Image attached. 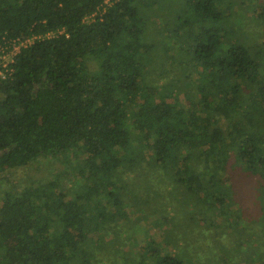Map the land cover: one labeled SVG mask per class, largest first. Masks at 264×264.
Returning <instances> with one entry per match:
<instances>
[{
  "label": "trees",
  "instance_id": "1",
  "mask_svg": "<svg viewBox=\"0 0 264 264\" xmlns=\"http://www.w3.org/2000/svg\"><path fill=\"white\" fill-rule=\"evenodd\" d=\"M184 1L193 16L169 37L186 43L191 78L205 77L187 104L145 76L147 53L154 69L162 62L143 40L150 19L142 0H0V46L33 39L0 76V175L82 153L72 171L85 186L66 198L58 174L19 195L6 191L0 264H104L97 245L121 228L116 221L126 223L113 191L144 154L190 192L192 209L215 199L211 188L231 180L221 177L230 169L264 177V139L256 132L258 124L264 129V64L257 61L264 38L256 28L250 47L239 41L236 30L250 35L238 17L249 9L239 0ZM258 187L264 193V180ZM168 241L159 264H192L169 254ZM157 243L148 245L149 258Z\"/></svg>",
  "mask_w": 264,
  "mask_h": 264
},
{
  "label": "rangeland",
  "instance_id": "2",
  "mask_svg": "<svg viewBox=\"0 0 264 264\" xmlns=\"http://www.w3.org/2000/svg\"><path fill=\"white\" fill-rule=\"evenodd\" d=\"M149 1L142 0V13L150 19L143 40L155 44V61L162 63L154 69L156 62H151L152 55L150 53L149 57L147 53L144 60L150 70L145 76L155 84H167L166 90L176 91L180 95L185 92V97H182L184 101L180 95L178 97L187 104L192 100L189 91L193 92V99H197L196 91L203 86L205 77L198 69L202 77L194 75L196 80L191 78L195 72L191 73L193 69L188 66L184 68L183 64L191 58L184 53L186 43L178 44L179 39L170 38L169 35L177 34V23L190 19L193 11L184 0ZM239 1L249 9L248 15L238 11V17L244 21L243 26L250 35L244 34L243 30H236L235 34L240 42L250 47L249 42L255 37L256 28L264 38V0ZM244 14L247 15L245 19ZM179 36L183 39L184 35L181 33L177 38ZM258 55L257 61L263 65L264 50ZM171 79H178L177 83H172ZM185 81L190 82L188 87L184 85ZM254 122L263 124L257 116ZM258 126L256 132L264 139V129ZM79 157L76 160L74 154H70L62 160L39 158L30 166L3 172L0 175V198L6 191L22 194L26 187L53 180L58 174L61 175L59 183L67 193L66 198L74 196L75 192L85 187L76 174L77 168L72 171L73 164L84 156L79 153ZM150 163L153 162L147 154L141 155L134 171L125 169L119 176L118 187L113 192L122 199L125 211L123 208L121 211L126 223L123 217L116 221L121 226L118 231L123 232L120 239L116 238L118 231L111 232L102 240V245H97L96 248L100 249L98 257L101 254L104 264H142L143 261L159 264L164 255L163 242L167 239L165 250L171 255L184 254L192 264H264V193L258 187V183L261 185L264 180L261 174L243 173L241 170L234 173L230 169L229 174L220 175L232 179L217 188L215 186V190L211 188L210 193L214 194L215 199L208 197L206 202L200 204L199 213L197 208L192 209L189 205L193 204L190 192L183 186L179 187L163 169H152ZM151 242H158L155 244L158 252L149 258L147 253ZM12 244L13 241L8 245ZM3 254L4 251L0 249V255Z\"/></svg>",
  "mask_w": 264,
  "mask_h": 264
},
{
  "label": "built area",
  "instance_id": "3",
  "mask_svg": "<svg viewBox=\"0 0 264 264\" xmlns=\"http://www.w3.org/2000/svg\"><path fill=\"white\" fill-rule=\"evenodd\" d=\"M32 40L31 38L15 39L11 43L0 46V76H5V72L9 71V64L13 62L21 47L30 44Z\"/></svg>",
  "mask_w": 264,
  "mask_h": 264
}]
</instances>
